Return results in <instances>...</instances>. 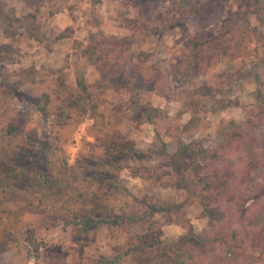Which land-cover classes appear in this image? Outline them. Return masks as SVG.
<instances>
[{"label":"rangeland","instance_id":"1","mask_svg":"<svg viewBox=\"0 0 264 264\" xmlns=\"http://www.w3.org/2000/svg\"><path fill=\"white\" fill-rule=\"evenodd\" d=\"M174 1L160 0L159 9L169 10L167 29L154 30L151 21L152 30L137 35L135 0H0V10L33 24L39 36H29L25 26L6 36L0 27V46L12 55L0 59V264H130L123 256L114 263L116 250L149 224L163 238L185 231L177 219L195 232L206 230L200 205L184 201L183 189L168 183L175 173L157 165L174 143L163 125L156 134L141 122L136 105L160 106L169 116L183 111L185 122L191 114L180 92L231 73L229 89L200 104L201 125L182 135L185 141L214 137L221 122L264 111V45L254 55L220 58L210 72L186 71L185 27ZM181 1L185 8L192 3ZM207 1L218 15L203 25L208 37H218L238 13L264 37V0H200L201 6ZM89 49L115 63L105 88L97 87L102 70L89 60ZM125 50L130 62L162 73L168 96L146 92L134 100L126 86L131 65L115 62ZM76 65L84 71V90L75 84ZM1 74L9 75L6 82ZM22 78L33 82L16 88ZM144 195L149 204H140ZM150 206L157 208L141 216ZM88 219L96 223L87 225Z\"/></svg>","mask_w":264,"mask_h":264},{"label":"trees","instance_id":"2","mask_svg":"<svg viewBox=\"0 0 264 264\" xmlns=\"http://www.w3.org/2000/svg\"><path fill=\"white\" fill-rule=\"evenodd\" d=\"M135 2L138 4V17L131 20L133 33L138 35L141 31H149L147 25L151 21L157 27L153 29L158 31L172 24L169 10L159 9L160 0ZM213 6L212 1L201 6L200 0H192L187 8L181 0L172 4V10L179 13V20L185 27L182 39L187 46L183 61L186 71L210 72L220 58L254 55L264 45V37L258 28L244 25L246 17L242 13L224 23L218 37H208L203 25L209 18H218L217 13L210 9ZM24 26L29 36L39 39L33 24L26 25L13 11L0 10V27L6 36H15L17 29ZM86 52H90L89 60L102 70L99 71L97 87L109 86L115 63L107 64L98 55L92 56L94 52L90 49ZM11 57V49L7 45L0 46V59ZM130 60L126 50L121 57L115 58L122 68L131 65L130 71H126L129 75L126 86L135 101L142 99L146 92L168 96L159 70ZM73 73L76 86L86 89L84 71L79 65L73 68ZM1 76L6 82L9 75ZM213 76L210 82L177 96L183 101L184 110L191 114L185 122H181L183 111L169 116L160 106L136 105L141 122L152 125L156 134L158 126L163 125L164 134L174 143L171 154L159 160L157 165L172 169L175 174L168 183L183 189L184 201L200 205L207 219L206 230L195 232L189 222L184 224L177 219L185 231L174 238H163L162 231L149 224L140 233L126 237L122 248L116 250L114 263L123 256L130 264H264V111H253L240 122H221L216 135L211 138L185 141L182 137L201 125L200 104L210 102L218 93L229 89L233 74L230 73L228 79ZM22 82L33 81L22 78L15 81L16 88ZM43 98L45 104H50V93L44 92ZM227 102L213 107V112L226 107ZM147 178H152V174L148 172ZM147 199L145 195L141 197L140 204H149ZM165 207L177 210L173 203L167 202ZM156 208L150 206L140 215L150 214ZM140 215L128 218L135 220ZM95 223L93 219L86 221L91 226Z\"/></svg>","mask_w":264,"mask_h":264}]
</instances>
